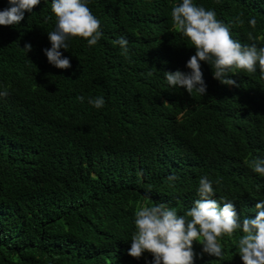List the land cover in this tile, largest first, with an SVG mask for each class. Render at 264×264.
I'll use <instances>...</instances> for the list:
<instances>
[{
    "label": "trees",
    "instance_id": "16d2710c",
    "mask_svg": "<svg viewBox=\"0 0 264 264\" xmlns=\"http://www.w3.org/2000/svg\"><path fill=\"white\" fill-rule=\"evenodd\" d=\"M180 2L87 0L103 35L94 46L70 38L60 49L68 69L43 51L55 27L51 0L18 25H0V90L10 93L0 97V264H150V253L128 255L135 211L163 203L184 215L202 176L213 181V199L231 200L241 220L255 217L264 177L248 162L264 158V78L257 67L229 74L238 87L225 85L201 61L204 96L170 87L164 72H190L195 54L172 31L171 7ZM193 2L214 10L233 39L264 47V0ZM121 36L127 57L113 43ZM240 235L219 238L222 258L194 241V264H243Z\"/></svg>",
    "mask_w": 264,
    "mask_h": 264
},
{
    "label": "clouds",
    "instance_id": "9594fccd",
    "mask_svg": "<svg viewBox=\"0 0 264 264\" xmlns=\"http://www.w3.org/2000/svg\"><path fill=\"white\" fill-rule=\"evenodd\" d=\"M219 4L220 0H216ZM41 0H8L9 7L0 10V25H18L24 19L25 12L31 13ZM51 13L55 18L54 30L48 33L51 47L43 49L50 64L59 69L71 67L69 58L64 57L60 49L67 50L70 38L79 37L94 46L102 37L100 20L88 7L87 0H51ZM172 31L179 33L188 41V46L195 49V54L186 61L190 72L179 69L166 71L164 76L172 88H183L189 95L195 91L204 96L207 85L203 79L201 61L206 62L212 69L213 78L220 83L239 86L229 78V74L238 72L255 73L257 67L264 78V47H257L255 42L242 44L232 38L229 26L217 19L214 10H206L193 0H182L171 7ZM239 13L235 19L237 25H243ZM52 17H47L50 20ZM256 19L249 20L252 29L256 27ZM248 39L255 41L251 32ZM114 44L119 45L121 54L127 57L128 40L121 36ZM26 53L32 45H24ZM149 76L152 72L148 73ZM7 89L0 90V97H7ZM77 100L84 102L83 96ZM88 103L94 108H102L105 104L103 97H89ZM257 130H264L259 123ZM255 173L264 177V158H256L248 162ZM176 179L169 176L168 180ZM216 185L221 181L216 180ZM216 191L213 181L207 176L199 179L197 188L198 198L184 215L167 207L165 204L154 206L142 205L135 211V231L131 236L128 255L139 259L144 253H150V264H194L193 242L202 245V252L222 258L224 253L219 238L233 237L237 231L241 235L236 240L238 253L243 264H264V200L256 205L254 218L237 216L231 200L213 199ZM222 203V206H221Z\"/></svg>",
    "mask_w": 264,
    "mask_h": 264
}]
</instances>
